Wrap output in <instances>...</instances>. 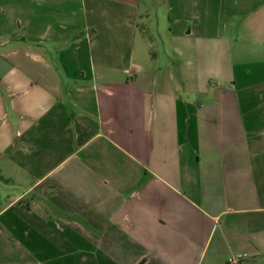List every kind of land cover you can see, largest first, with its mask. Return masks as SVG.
<instances>
[{"label": "crops", "instance_id": "crops-1", "mask_svg": "<svg viewBox=\"0 0 264 264\" xmlns=\"http://www.w3.org/2000/svg\"><path fill=\"white\" fill-rule=\"evenodd\" d=\"M0 180V264H264V0H0Z\"/></svg>", "mask_w": 264, "mask_h": 264}, {"label": "rangeland", "instance_id": "rangeland-1", "mask_svg": "<svg viewBox=\"0 0 264 264\" xmlns=\"http://www.w3.org/2000/svg\"><path fill=\"white\" fill-rule=\"evenodd\" d=\"M145 35L147 38L145 43H149L147 52L153 53L158 57L167 52V46H164L163 44L164 37H162L163 41L160 39L161 35L164 36L162 30L160 31L155 27V25H151L149 29L145 30ZM21 191L22 189L20 187L8 185L7 183L0 180V206H2L8 200V196H13L17 193H20Z\"/></svg>", "mask_w": 264, "mask_h": 264}, {"label": "built area", "instance_id": "built-area-1", "mask_svg": "<svg viewBox=\"0 0 264 264\" xmlns=\"http://www.w3.org/2000/svg\"><path fill=\"white\" fill-rule=\"evenodd\" d=\"M246 258V254L238 253L227 257L225 260V264H242Z\"/></svg>", "mask_w": 264, "mask_h": 264}]
</instances>
